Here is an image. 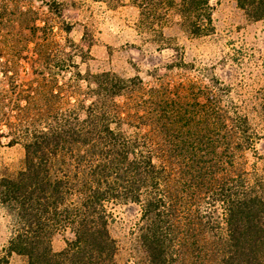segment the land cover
Listing matches in <instances>:
<instances>
[{
  "label": "trees",
  "instance_id": "obj_1",
  "mask_svg": "<svg viewBox=\"0 0 264 264\" xmlns=\"http://www.w3.org/2000/svg\"><path fill=\"white\" fill-rule=\"evenodd\" d=\"M132 1L147 22L163 9L194 36L213 30L212 0ZM237 4L264 21V0ZM87 79L88 104L32 111L27 98L4 119L9 143L24 148L22 168L0 172V204L16 224L8 252L27 264H130L117 260L111 205L136 204L145 257L135 264H264V172L246 167L259 138L249 114L139 75ZM260 98L264 118V87ZM57 231L70 234L60 251Z\"/></svg>",
  "mask_w": 264,
  "mask_h": 264
},
{
  "label": "rangeland",
  "instance_id": "obj_2",
  "mask_svg": "<svg viewBox=\"0 0 264 264\" xmlns=\"http://www.w3.org/2000/svg\"><path fill=\"white\" fill-rule=\"evenodd\" d=\"M212 4L213 30L194 36L171 10L145 21L132 0H0V172H16L24 160L22 142L9 143L5 118H18L27 98L32 111L66 108V99L88 104L94 84L87 78L103 71L139 75L147 85L183 86L189 94L209 92L221 106L249 114L259 138L245 153L246 167L264 172V21L249 20L237 0ZM111 210L117 260L142 262L140 207L112 204ZM15 229L13 214L0 204V255L8 264H27L25 256L8 252ZM68 236L55 232L53 249L62 250Z\"/></svg>",
  "mask_w": 264,
  "mask_h": 264
}]
</instances>
